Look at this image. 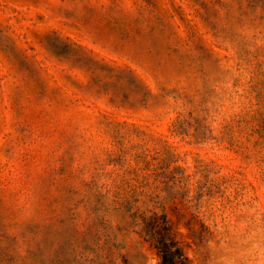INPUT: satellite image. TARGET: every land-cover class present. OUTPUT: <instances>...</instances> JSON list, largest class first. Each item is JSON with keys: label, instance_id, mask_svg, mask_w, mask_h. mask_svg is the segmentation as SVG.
<instances>
[{"label": "rangeland", "instance_id": "obj_1", "mask_svg": "<svg viewBox=\"0 0 264 264\" xmlns=\"http://www.w3.org/2000/svg\"><path fill=\"white\" fill-rule=\"evenodd\" d=\"M264 264V0H0V264Z\"/></svg>", "mask_w": 264, "mask_h": 264}, {"label": "trees", "instance_id": "obj_2", "mask_svg": "<svg viewBox=\"0 0 264 264\" xmlns=\"http://www.w3.org/2000/svg\"><path fill=\"white\" fill-rule=\"evenodd\" d=\"M140 224L145 238L159 253V264H193L184 245L175 236L165 211L144 215Z\"/></svg>", "mask_w": 264, "mask_h": 264}]
</instances>
